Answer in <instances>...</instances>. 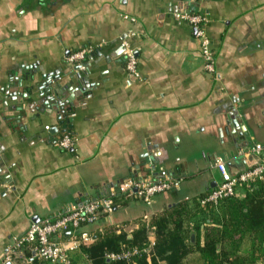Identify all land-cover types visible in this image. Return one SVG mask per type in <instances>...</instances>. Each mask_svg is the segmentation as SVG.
I'll list each match as a JSON object with an SVG mask.
<instances>
[{"label":"crops","instance_id":"0c3cea01","mask_svg":"<svg viewBox=\"0 0 264 264\" xmlns=\"http://www.w3.org/2000/svg\"><path fill=\"white\" fill-rule=\"evenodd\" d=\"M180 12L207 18L214 73ZM129 32L138 78L123 63ZM85 48L78 71L66 59ZM64 135L69 151L55 146ZM255 144L264 146V0H0V255L32 223L149 169L183 180L151 205L119 200L85 231L123 226L115 234L130 238L144 216L208 227L218 208L194 202L221 181L214 159L236 175L255 162L238 153ZM18 256L46 264L28 249ZM181 264H201L199 254Z\"/></svg>","mask_w":264,"mask_h":264},{"label":"built area","instance_id":"2783aa9c","mask_svg":"<svg viewBox=\"0 0 264 264\" xmlns=\"http://www.w3.org/2000/svg\"><path fill=\"white\" fill-rule=\"evenodd\" d=\"M123 18L134 22L127 16ZM174 18L188 24L194 30L203 68L209 74L214 73V57L205 32L207 18L201 14L186 12L176 13ZM133 35L129 32L120 41V46L125 71L128 75L138 78L137 60L128 42ZM90 53L91 49L88 48L73 52L67 57V63L77 67L78 71H83V63ZM74 145L75 140L68 135L62 136L55 143L60 151H69ZM238 156L253 157L255 162L236 175H231L227 171L226 163L222 158L214 159L213 168L218 171L221 181L206 195L195 200L194 204L200 211L211 213L225 201L241 200L264 179V146L255 144L252 147H246L238 153ZM182 180L183 178L172 176L162 168L149 169V176L146 178L124 180L105 196L69 207L51 218L32 223L21 237L13 239L7 245L0 255V264H21L18 261V254L23 249H28L32 259L40 263L91 264L82 254L81 248L89 246L94 238L91 233L80 230L82 225L91 226L103 216L111 214L119 200H137L145 205H151L156 196L166 195L178 189ZM142 222L146 231L145 242L138 247L121 244L118 253H106L105 259L111 262L132 263L134 259L145 257L149 262L154 253L155 227L146 216L143 217ZM192 226L189 224L190 228ZM123 229V226H116L114 231L120 234Z\"/></svg>","mask_w":264,"mask_h":264},{"label":"trees","instance_id":"16d2710c","mask_svg":"<svg viewBox=\"0 0 264 264\" xmlns=\"http://www.w3.org/2000/svg\"><path fill=\"white\" fill-rule=\"evenodd\" d=\"M179 218L159 217L154 221L156 240L150 262L145 257L132 263L105 259L106 253H118L121 244L140 246L144 227L130 238L114 231L97 235L89 246L81 248L82 253L91 264H181L193 251L199 254L201 264H264V179L243 199L221 203L208 227L199 223L191 227L192 231L184 230ZM87 227L82 225L80 230ZM190 233L193 242L188 240ZM244 238L252 245L248 254L241 252Z\"/></svg>","mask_w":264,"mask_h":264},{"label":"rangeland","instance_id":"374dc122","mask_svg":"<svg viewBox=\"0 0 264 264\" xmlns=\"http://www.w3.org/2000/svg\"><path fill=\"white\" fill-rule=\"evenodd\" d=\"M252 245L247 238H244L241 246V252L244 254H248L251 251Z\"/></svg>","mask_w":264,"mask_h":264},{"label":"water","instance_id":"95a60500","mask_svg":"<svg viewBox=\"0 0 264 264\" xmlns=\"http://www.w3.org/2000/svg\"><path fill=\"white\" fill-rule=\"evenodd\" d=\"M76 68V70H78V68L77 67H75ZM68 235V234H67Z\"/></svg>","mask_w":264,"mask_h":264}]
</instances>
